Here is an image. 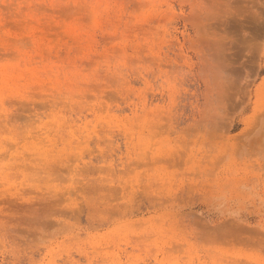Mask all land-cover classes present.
Returning <instances> with one entry per match:
<instances>
[{
	"label": "rangeland",
	"instance_id": "1",
	"mask_svg": "<svg viewBox=\"0 0 264 264\" xmlns=\"http://www.w3.org/2000/svg\"><path fill=\"white\" fill-rule=\"evenodd\" d=\"M0 264H264V0H0Z\"/></svg>",
	"mask_w": 264,
	"mask_h": 264
}]
</instances>
